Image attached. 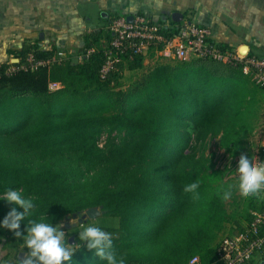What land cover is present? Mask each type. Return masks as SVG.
<instances>
[{"label": "trees", "instance_id": "trees-1", "mask_svg": "<svg viewBox=\"0 0 264 264\" xmlns=\"http://www.w3.org/2000/svg\"><path fill=\"white\" fill-rule=\"evenodd\" d=\"M115 18L102 19L96 31L83 37L76 55L95 49L83 63L71 60L14 73L8 72L10 61L0 64V198L9 189L35 198L21 224L24 235L29 220L45 216L53 226L102 208V216L118 225L98 227L111 234L113 250L125 264H189L196 256L201 264H213L222 241L242 233L251 212L264 209V199L250 196L247 213L240 217L238 187L227 201L217 195L218 189L236 185L227 177L254 129L247 76L239 67L209 59L176 61L123 90L125 70L142 68L144 57L128 51L101 77L113 39L105 26ZM180 23L171 21L165 32ZM57 51L27 43L13 65H26L30 53L48 60ZM61 70L65 78H60ZM52 83L60 87L51 90ZM255 88L264 99V91ZM190 124L197 129V148L189 152ZM104 133L110 139L100 148L97 142ZM215 135L221 136L220 146L228 155L227 163L217 168L205 157L207 142ZM260 155L264 160V149ZM194 181H199L198 198L183 191ZM12 207L0 200V224ZM0 244L28 251L22 239L2 227ZM68 244L81 247L65 264H107L86 242Z\"/></svg>", "mask_w": 264, "mask_h": 264}, {"label": "crops", "instance_id": "crops-1", "mask_svg": "<svg viewBox=\"0 0 264 264\" xmlns=\"http://www.w3.org/2000/svg\"><path fill=\"white\" fill-rule=\"evenodd\" d=\"M175 14L181 23L208 27L212 39L229 49L264 56V0H0V64L35 42L76 55L102 19L145 15L170 24ZM251 264H264V257Z\"/></svg>", "mask_w": 264, "mask_h": 264}, {"label": "built area", "instance_id": "built-area-1", "mask_svg": "<svg viewBox=\"0 0 264 264\" xmlns=\"http://www.w3.org/2000/svg\"><path fill=\"white\" fill-rule=\"evenodd\" d=\"M129 17L112 19L106 26V32L113 35L110 48L107 49V61L101 69V77L105 79L121 60L120 56L130 51L134 55L145 57L151 53L157 54L163 61L190 62L194 59H209L225 65L241 68L251 82L264 91V56L241 53L229 48L223 49L212 39L211 30L202 25L182 22L177 30L166 33L171 25L162 26L147 16L137 15L132 22ZM95 52L88 50L85 54L71 55L64 50H58L48 60H37L34 53L27 57V64L17 67L18 59L10 61L9 73L31 68L53 67L75 60L83 63ZM16 61V62H15ZM60 86L50 85L51 90ZM264 162L261 156H256ZM254 158V159H255ZM238 160V159H237ZM257 257H264V209L251 212V221L244 231L238 235L226 237L220 244L213 264H251ZM189 264H201L199 257H193Z\"/></svg>", "mask_w": 264, "mask_h": 264}, {"label": "clouds", "instance_id": "clouds-1", "mask_svg": "<svg viewBox=\"0 0 264 264\" xmlns=\"http://www.w3.org/2000/svg\"><path fill=\"white\" fill-rule=\"evenodd\" d=\"M234 173L238 179V184H229L226 188L217 191V195L222 200L227 201L232 197L234 187H238L242 198L252 196L264 199V162L258 161L257 158L249 159L246 155L241 154ZM198 188L199 181H194L186 185L183 191L197 193ZM34 199L25 198L21 191L12 189L7 190L4 196L0 198V200L14 205L3 219L0 227L13 232L17 239H22L23 246L28 251L21 260V264H65V262H71L74 253L77 252L76 249L81 245L70 246L68 244L66 233L61 230L64 227L63 224L53 227L45 216H41L39 220H29L25 224L26 235L20 231L22 222L34 208ZM17 208L23 209V211L19 212ZM78 239L82 243L86 242L87 249L100 260L106 261L107 264H125L124 258L118 259L113 250L111 234L100 227L80 225Z\"/></svg>", "mask_w": 264, "mask_h": 264}, {"label": "rangeland", "instance_id": "rangeland-1", "mask_svg": "<svg viewBox=\"0 0 264 264\" xmlns=\"http://www.w3.org/2000/svg\"><path fill=\"white\" fill-rule=\"evenodd\" d=\"M16 62V61H15ZM168 64H174L170 63L168 61H163L157 54L151 53L144 57L143 59V67L138 70H125L124 72V78H123V90L128 89L130 86L135 87L140 82L147 79V77L154 71L156 68L162 66V65H168ZM57 73V71H56ZM60 75V78H65V70H61V72L58 73ZM247 78V79H246ZM245 81L247 83V88L249 92V98L247 99V102L251 106V122L253 123L254 129L250 133V135L243 141V150L242 154L246 155L249 159L255 158L256 156H261L260 153L264 149V99L262 98V94L255 88V85L251 82V80L246 77ZM254 86H252L250 83ZM188 133V151H194L197 148L196 145V133L197 129L194 127L193 124H190L189 127L186 128ZM114 137L117 136L116 133L113 135ZM216 136V135H215ZM213 136L209 138L207 142V148L205 151V157L208 159V165H212L215 168L219 167L220 165H224L228 161V155L226 156L225 150L221 148L220 146V139L221 136ZM110 137L107 135V133L102 134L98 139V145L100 148H103ZM239 157H236L234 161L239 160ZM238 159V160H237ZM237 163L235 170L232 174L228 175V179L232 180L234 184H238V179L235 175V171L237 169ZM237 204L235 205L239 210L240 217L244 216L247 213V205L250 202V198H242L239 194V191L237 192ZM85 211L77 214V215H84ZM102 216V212L101 215ZM100 218V217H99ZM97 218V219H99ZM99 220L95 222L94 220H89L87 223H84L83 225H97L98 223L101 224H107L112 223V218L107 217H101ZM74 221V223H71ZM63 224L64 227L61 229L66 233V240L70 242V240H73V243L75 244L78 239V232L80 231V225L78 224V220L75 219L73 216L67 217L63 221L59 222L58 224L53 225V227ZM76 224V225H75ZM67 225L69 227H67ZM224 238V237H223ZM4 244V243H3ZM0 244V260H5V262L11 263V264H21V254L22 260L26 252L18 251V250H8L6 247ZM5 247V248H4ZM2 261H0L1 263Z\"/></svg>", "mask_w": 264, "mask_h": 264}, {"label": "water", "instance_id": "water-1", "mask_svg": "<svg viewBox=\"0 0 264 264\" xmlns=\"http://www.w3.org/2000/svg\"><path fill=\"white\" fill-rule=\"evenodd\" d=\"M103 16H105V15L103 14ZM179 16H180V14L173 15L174 22H181L182 21V20L180 21L178 19ZM133 18L134 17H129L128 18V21L129 22H132L133 21ZM101 209L102 208H90V209H88V210L85 211V214L84 215H77V214H75V215H73V217L78 220V224H81L82 225L84 223H87L89 220H95L98 217H100V215H101ZM67 227H69V226L67 225ZM70 243H73V240H70ZM22 255H23V253L21 254L20 260H22Z\"/></svg>", "mask_w": 264, "mask_h": 264}]
</instances>
